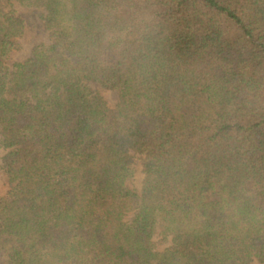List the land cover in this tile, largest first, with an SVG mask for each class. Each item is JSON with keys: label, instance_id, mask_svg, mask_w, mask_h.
Listing matches in <instances>:
<instances>
[{"label": "trees", "instance_id": "obj_1", "mask_svg": "<svg viewBox=\"0 0 264 264\" xmlns=\"http://www.w3.org/2000/svg\"><path fill=\"white\" fill-rule=\"evenodd\" d=\"M0 149V264L264 263V0H0Z\"/></svg>", "mask_w": 264, "mask_h": 264}, {"label": "rangeland", "instance_id": "obj_2", "mask_svg": "<svg viewBox=\"0 0 264 264\" xmlns=\"http://www.w3.org/2000/svg\"><path fill=\"white\" fill-rule=\"evenodd\" d=\"M27 28L23 36L18 37L15 40V47L11 51L9 58L7 60L8 65L13 68L16 63L25 61L31 54L32 49L35 45L41 43H50L51 36L50 32L43 27L39 19V14L32 11H26L25 13ZM91 88L96 91H99L104 98L107 100L108 104L111 107H115L119 101V92L117 90H107L102 88L99 84L94 82H89ZM5 151L0 149V198L3 197L8 191V183L2 169V157L4 156ZM135 176L133 179V186L137 191H141L145 173L142 166V159L139 157L135 160L134 163ZM134 213L131 212L126 216V220H132ZM156 243L158 249H163L168 246L169 242H164L160 240L159 237H156ZM251 264H264L259 261H254Z\"/></svg>", "mask_w": 264, "mask_h": 264}]
</instances>
